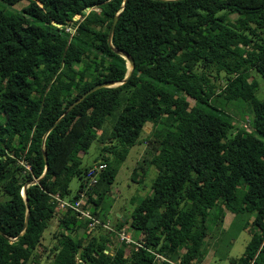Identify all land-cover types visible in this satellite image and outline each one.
Here are the masks:
<instances>
[{"label": "trees", "instance_id": "16d2710c", "mask_svg": "<svg viewBox=\"0 0 264 264\" xmlns=\"http://www.w3.org/2000/svg\"><path fill=\"white\" fill-rule=\"evenodd\" d=\"M115 48L133 60L129 77L63 113L91 85L124 76ZM252 76L264 83V0H0V264H25L55 215L50 264H193L220 203L252 214L251 239L233 264H264V97ZM218 94L248 102V131L210 102ZM147 122L151 192L107 224L100 202ZM93 141L92 162L104 166L84 189L93 163L78 153ZM35 178L25 205L21 187ZM82 195L89 217L57 208L58 198ZM125 224L135 240L113 242Z\"/></svg>", "mask_w": 264, "mask_h": 264}, {"label": "rangeland", "instance_id": "374dc122", "mask_svg": "<svg viewBox=\"0 0 264 264\" xmlns=\"http://www.w3.org/2000/svg\"><path fill=\"white\" fill-rule=\"evenodd\" d=\"M20 4L21 3H18L17 7L20 6ZM230 16L233 15L231 14ZM78 17V14L73 16L74 19ZM71 27L74 30V26ZM88 35L89 32L84 33V36ZM83 65L84 61L81 60L77 66L82 67ZM90 69L89 67L86 71L85 80L89 79V72L95 73L94 69ZM255 77L252 76V78L250 77L248 80L255 84L257 90L256 96L262 98L264 97V83L260 76H257V78ZM186 99L189 103H193V98L186 96ZM210 102L229 114L235 126L245 131L250 129L251 107L244 98L237 97L225 99L222 94H218L213 96ZM150 127V122L145 123L140 134V141L129 147L124 159L118 165L114 180L107 188V192L100 202L99 207H101V213L102 217L104 216L103 221L105 220V223H107L106 219L109 220V223H112L115 220L114 216L118 213H127L139 197L151 192L149 184L155 169L152 165L146 166L150 151L147 149L148 143L143 140L151 129ZM78 154L81 164L91 163L98 155L96 143L93 141L85 152H80ZM94 162L96 161L92 163ZM144 166L146 167L143 168ZM140 171L143 173L138 177ZM131 175H133L134 179ZM77 185L78 178L76 176L71 177L68 183L69 193L66 198L70 197V195L75 192ZM83 188H89L88 179L87 183L83 185ZM94 197L95 196H93V198ZM77 199L82 203L85 197L82 195ZM90 201L88 204H91L92 201ZM251 216L252 214L247 206L238 205L237 210H230L225 207L223 203L216 205L205 220L206 231L205 234L200 237L199 244L194 250L196 255L193 264H233L232 258H236L241 254L244 245L251 239L250 232L254 226ZM80 219H82V217ZM123 227L124 228H120L119 231H123L124 234L129 235L132 240H135V238L133 239L131 236L134 230L128 227L127 224ZM57 228V216L55 215L50 219L49 225L44 229L41 237L36 241L33 255L25 264H50L51 256L49 248L52 243L55 242V237L52 238V233L54 231L56 232ZM88 230H90V227L86 229V232H88ZM78 233L82 237L83 231L81 228L78 229ZM136 233L137 235L139 234V232ZM111 240L116 243L119 242L118 231L112 233ZM134 245L136 244L133 243V246ZM124 251L128 253L129 247L125 246Z\"/></svg>", "mask_w": 264, "mask_h": 264}, {"label": "water", "instance_id": "95a60500", "mask_svg": "<svg viewBox=\"0 0 264 264\" xmlns=\"http://www.w3.org/2000/svg\"><path fill=\"white\" fill-rule=\"evenodd\" d=\"M123 2H124V0H123ZM87 10H88V8L87 7H84L83 8V11L84 12H87ZM116 17H117V14H115L113 17H112V20H111V22H110V25H109V28H108V31H107V35H106V40H107V43L110 45L111 44V42H110V37H111V33H112V30H113V27H114V24H115V21H116ZM116 52H119L120 54H121V56L123 57V58H125V60H126V67H127V69H126V72H125V74H124V76L120 79V80H117V81H110V80H104V81H100V82H97V83H95V84H93V85H91L90 87H88L87 89H85L79 96H77L73 101H71L66 107H65V109H64V111H63V113H65L73 104H75L79 99H81L84 95H86L88 92H90L91 90H93V89H95V88H98V87H100V86H106V85H115V84H118V83H120V82H122V81H124L127 77H129V75L131 74V71H132V68H133V60H132V58L126 53V52H124V51H122V50H120V49H117V48H115L114 49ZM57 121V119L54 121V122H52L51 124H50V126L47 128V129H49V128H51L54 124H55V122ZM45 134V133H44ZM43 134V135H44ZM43 158H44V160H45V158H46V155H45V152L43 151ZM46 166H47V163H46V161H45V163H44V168H43V171H42V173H41V175L46 171ZM38 178H35V179H33V180H30V181H27L22 187H21V195L23 196V198H24V202H25V205L27 204V202H26V198H25V187H26V185L28 184V183H30V182H33V181H36ZM26 220H27V214H25V216H24V222H23V227L25 226V224H26Z\"/></svg>", "mask_w": 264, "mask_h": 264}, {"label": "built area", "instance_id": "2783aa9c", "mask_svg": "<svg viewBox=\"0 0 264 264\" xmlns=\"http://www.w3.org/2000/svg\"><path fill=\"white\" fill-rule=\"evenodd\" d=\"M103 163H93L87 170L86 176L88 178V185H91L95 181V172L98 171L101 167H103ZM56 196V194H55ZM58 198V197H57ZM81 202L78 201V199L73 200L72 202H68V200H65L63 198H58V207H63L65 205H70L72 208H74L77 211V217L78 218H83V217H89V211L87 208L82 209L79 205ZM85 214V215H84ZM94 221H97L95 218H92ZM118 236L120 239H124L125 241H132L129 235L124 234L123 231H118ZM135 243V242H134ZM136 244V243H135ZM173 264H177L174 263Z\"/></svg>", "mask_w": 264, "mask_h": 264}, {"label": "crops", "instance_id": "0c3cea01", "mask_svg": "<svg viewBox=\"0 0 264 264\" xmlns=\"http://www.w3.org/2000/svg\"><path fill=\"white\" fill-rule=\"evenodd\" d=\"M63 199H66V198H63ZM67 200V199H66Z\"/></svg>", "mask_w": 264, "mask_h": 264}]
</instances>
